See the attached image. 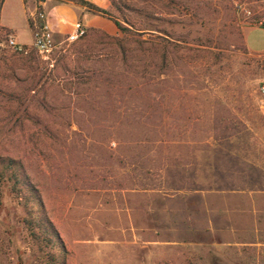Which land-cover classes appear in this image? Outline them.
<instances>
[{
    "label": "rangeland",
    "instance_id": "374dc122",
    "mask_svg": "<svg viewBox=\"0 0 264 264\" xmlns=\"http://www.w3.org/2000/svg\"><path fill=\"white\" fill-rule=\"evenodd\" d=\"M18 7L3 20L26 51L0 26V159L24 167L66 263L264 264V52L245 42L264 0H113L129 42L91 33L47 57ZM24 218L5 186L0 264L47 257Z\"/></svg>",
    "mask_w": 264,
    "mask_h": 264
},
{
    "label": "trees",
    "instance_id": "16d2710c",
    "mask_svg": "<svg viewBox=\"0 0 264 264\" xmlns=\"http://www.w3.org/2000/svg\"><path fill=\"white\" fill-rule=\"evenodd\" d=\"M3 0H1L2 2ZM74 4L85 7L88 11L95 15H99L109 19V11L102 10L96 6L84 1V0H67ZM111 1V7L113 0ZM41 24V22H39ZM116 28L123 34L128 32V29L123 27L117 22H113ZM100 34L105 39L117 43L122 46L129 39H120L114 36H110L99 32L97 30L86 31L85 35L80 38L84 39L89 34ZM8 35L10 32L8 31ZM22 52L26 51L23 46ZM7 187L9 192L17 199H20L22 203L25 218L23 220L24 228L30 238L32 244L36 247L37 251L46 252L43 264H67V250L61 241L54 225L46 215L44 205L38 191L31 184L26 171L22 164L13 160L0 159V198L2 196V189ZM257 258L255 255L252 259L257 260L260 263L264 261V250L258 252Z\"/></svg>",
    "mask_w": 264,
    "mask_h": 264
},
{
    "label": "crops",
    "instance_id": "0c3cea01",
    "mask_svg": "<svg viewBox=\"0 0 264 264\" xmlns=\"http://www.w3.org/2000/svg\"><path fill=\"white\" fill-rule=\"evenodd\" d=\"M97 8L109 11L111 8L110 0H84ZM15 9L14 7H12ZM6 9V0L0 4V26L10 32V36L14 42L19 46H26L18 42V33L12 25L5 23L4 12ZM16 11L23 15L28 30L32 36L33 44V29L36 26V14L42 12L45 16L42 21L52 31L55 42L58 44L64 41L65 38L74 30L75 24H80L85 31L97 30L104 34L115 36L118 33L116 26L107 18L95 15L88 11L85 7L74 4L70 1H56V0H20V7ZM259 31L262 34V41H264V27L248 28L245 34V42L249 51L253 53H263L264 47H258L256 40L249 41L252 32ZM261 42V41H260ZM30 46V45H29Z\"/></svg>",
    "mask_w": 264,
    "mask_h": 264
},
{
    "label": "built area",
    "instance_id": "2783aa9c",
    "mask_svg": "<svg viewBox=\"0 0 264 264\" xmlns=\"http://www.w3.org/2000/svg\"><path fill=\"white\" fill-rule=\"evenodd\" d=\"M236 8L245 15H250V12L246 10L244 6L236 4ZM36 18L39 20V22H41V24L38 23L33 31V48L40 56L47 57L53 51H55L60 46V44L55 42L52 31L46 24L42 22L45 18L44 14L42 12H38L36 14ZM85 33V29L77 23L74 25L73 32L65 38L64 42L73 43L82 38ZM8 43L15 51H23L21 46L17 45L11 36H9ZM261 90L264 93V87Z\"/></svg>",
    "mask_w": 264,
    "mask_h": 264
},
{
    "label": "water",
    "instance_id": "95a60500",
    "mask_svg": "<svg viewBox=\"0 0 264 264\" xmlns=\"http://www.w3.org/2000/svg\"><path fill=\"white\" fill-rule=\"evenodd\" d=\"M41 2H43L44 0H40Z\"/></svg>",
    "mask_w": 264,
    "mask_h": 264
}]
</instances>
